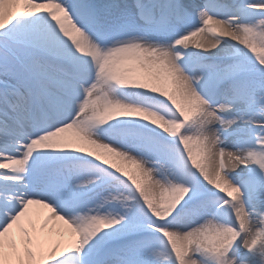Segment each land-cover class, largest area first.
I'll list each match as a JSON object with an SVG mask.
<instances>
[{
	"label": "rangeland",
	"instance_id": "rangeland-1",
	"mask_svg": "<svg viewBox=\"0 0 264 264\" xmlns=\"http://www.w3.org/2000/svg\"><path fill=\"white\" fill-rule=\"evenodd\" d=\"M183 1L189 11L195 9L194 4H201V0ZM218 2L225 5L223 1ZM241 4L247 6L248 15L238 25L236 23V27L233 26L235 37L224 40L237 52L230 57L233 66L225 72L230 78L228 83L231 88L227 95L223 94L214 103L208 101L227 79L218 83L213 80L209 86L203 84L207 77L202 82L194 80L197 68L189 61H201L210 54L190 53L177 47L173 49L180 58L179 63L174 64L186 74L190 90L197 97L194 98L188 91L184 94L176 92L171 76L166 77L156 70L142 73L126 64L120 67L118 60L111 59L108 51L103 49L102 69L95 84H101L97 90L100 100L90 104L77 117V134L80 141L85 143V148L65 142L42 146L28 156H25V147L18 154L7 155L21 158L18 168L23 179L38 177L37 180L63 188L62 195L56 201H51L48 194L38 195L37 199L50 208L57 207L61 199L66 200L64 207L73 213L78 223L74 239L76 244L64 252V257L72 255L70 260L73 259L74 264H104L109 259L121 264H162L166 260L163 253L166 244L161 240L157 243L153 237L145 234L121 239L106 247L97 258L91 259L90 253L98 240L139 227L156 228L165 233L169 248L176 253L175 264H264V0H239L232 7ZM143 5L138 2L131 6L130 14H136V9H142ZM95 11V17L82 16L77 28L86 32L82 25L89 26L95 29L94 36L108 38L117 24L114 13L101 17L99 10ZM26 14L14 16L12 22L7 21L0 27V107H8L13 116L0 127V133H14L21 138L24 129L31 125L28 114H36L32 107L34 103L47 112L40 120L48 121L51 117L46 106L38 100L30 99L28 107L30 105L31 109L26 111L25 102L12 107L5 97L22 96L24 92L37 89L39 84L35 79L38 76L33 72L40 57L34 53V49L25 45L33 42L24 31ZM154 14L152 18L147 16V19H139L138 15L133 17L138 24L145 23L149 27L157 25L161 32L176 25V19L167 17L160 22ZM177 33L168 36V46L178 39ZM13 55L20 62L14 61ZM64 63L70 67L75 65L71 59H65ZM92 77L93 73L90 81L94 79ZM72 81L81 87L83 85L81 80ZM111 81L119 82L133 97L145 102L140 105L118 98L113 93ZM43 93L45 95V91ZM46 97L53 104V96L46 93ZM219 103L227 104L229 110L226 113L212 110L205 113L204 105L210 104L216 109ZM177 112L182 121H177ZM233 112L241 116L235 118ZM71 115H79V112L72 109ZM39 119L34 121L39 122ZM125 121L155 128L169 137L177 138L179 150L184 151L192 162V179L216 195H227L232 200L237 194L240 196L241 207L234 206L231 201L221 210L222 214L242 228L243 233L239 238H234L230 228L212 216L210 209L217 197L196 201L190 193L192 191L186 192L182 187L181 178L186 172L174 149H166L150 132L142 129L99 131L95 126L98 122L106 125ZM49 129L42 127L39 130ZM0 143L6 146L4 140ZM75 154L87 156L123 174H120L118 181L93 189V185L108 175L100 166H95L96 170L93 169L89 181L78 187L70 185V179L75 170H87L84 163L55 165L51 172L40 168L48 161ZM6 161L9 162V158ZM133 193L139 195L145 204V213L155 218V222L144 219L134 209V203L130 201ZM1 213L5 212L1 210ZM158 244L162 245L161 248ZM13 247L14 244H11L10 248ZM69 249L71 251L68 252ZM21 255L25 256L23 252ZM27 256L34 261L30 264H37L32 253L29 252ZM44 261L43 264H57L52 259ZM17 264H29V260L27 258Z\"/></svg>",
	"mask_w": 264,
	"mask_h": 264
},
{
	"label": "bare ground",
	"instance_id": "bare-ground-1",
	"mask_svg": "<svg viewBox=\"0 0 264 264\" xmlns=\"http://www.w3.org/2000/svg\"><path fill=\"white\" fill-rule=\"evenodd\" d=\"M75 1L79 0H0V27L7 21L12 22L14 16L19 17L27 12L23 26L33 42H27L25 45L34 49V53L40 57L33 72V75L38 76L35 77L39 81L37 89L29 91L30 94L24 92L22 96H16L19 97L18 100H14L16 97L13 95L5 97L12 107L19 102H25L26 111L31 109L30 105L28 107L30 99L38 100L46 106L51 115L48 121L40 120V117L36 118L39 122L31 121L30 127L24 129L22 138L14 133H0V142L4 140L6 145L0 143V264H17L27 258L30 264L34 261H30L27 256L29 252L33 254L37 264H43L47 259H52L57 264H74V260L69 263L66 261L72 255L64 257L65 249H71V246L76 244L74 239L78 223L73 213L60 205L50 208L48 204L37 199L38 195L48 194L51 201H56L62 195L63 188L37 180L38 177L33 180L23 179L18 168L21 158L7 155L18 154L25 147V156H28L42 146L65 142L85 148V143L80 141L77 134V117L88 109L90 104L100 100L97 90L101 84H95L102 69L101 59L105 52L103 49L108 51L111 59L118 60L120 67L128 65L127 67H135L142 73L156 70L166 77L171 76L170 80H174L176 92L184 94L188 91L194 98L197 97L190 90L186 74L174 64L173 60L178 55L173 53L169 46L173 44L178 49L190 53L210 54L211 58L204 56L208 60L204 58L201 61H189L197 68L193 75L194 80L202 82L207 77L203 84L209 86L213 80L218 83L227 79L220 84L211 103L231 90L228 83L230 78L225 72L233 66L230 57L237 52L225 44L224 40L227 37H235L233 26L236 27L239 21L246 19L248 15L247 6L244 4L232 7V4L239 0H201L200 5L194 4L195 9L192 11L186 8L185 1L176 0L182 7L181 15L176 19V25L167 28L166 32H161L157 25L149 27L145 23L138 24L134 21V15L130 14L129 8L136 2L143 3L145 14L153 17V10H150V2L147 0H99V4L98 0H95L101 17L113 12L117 20L108 38L94 36V33L83 32L77 28V22L81 20L84 12L73 6ZM218 1L225 2V5H219ZM85 13L87 17L96 16L95 9H87ZM176 32L178 39L168 46V36ZM65 59H71L78 72L66 66ZM92 73L94 79L90 81ZM76 79L83 82L82 87L73 83L72 80ZM46 93L53 96L56 106L48 103ZM72 109L78 111L79 115L70 117ZM204 110L205 113L211 110L226 113L229 107L219 103L215 109L209 104L204 105ZM143 112L152 116L147 110ZM28 115L31 117L32 113ZM240 116V113L233 112V117ZM11 118L13 116L8 107H0V127ZM42 127L50 129L40 131ZM21 141H25L24 144ZM7 158L9 162L6 161ZM117 173L123 174L119 171ZM92 174L93 171L89 168L86 171L77 169L72 173L70 185H83L89 181ZM232 202L234 206L241 207L242 201L238 194ZM1 210L5 213H1ZM22 229L25 231L22 232ZM11 244H14L13 249L10 248ZM21 252L25 256H22ZM104 264L121 263L109 259Z\"/></svg>",
	"mask_w": 264,
	"mask_h": 264
}]
</instances>
